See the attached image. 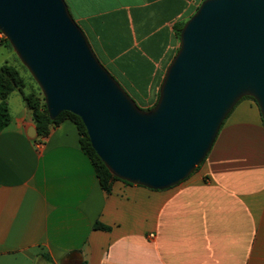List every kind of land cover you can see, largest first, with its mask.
Segmentation results:
<instances>
[{
    "label": "crops",
    "instance_id": "crops-1",
    "mask_svg": "<svg viewBox=\"0 0 264 264\" xmlns=\"http://www.w3.org/2000/svg\"><path fill=\"white\" fill-rule=\"evenodd\" d=\"M65 1L146 109L180 46L175 25L204 0ZM12 52L0 42V66H15ZM13 94L0 131V264H264V123L253 100L235 106L184 181L152 190L117 180L108 193L77 125L65 118L40 137Z\"/></svg>",
    "mask_w": 264,
    "mask_h": 264
},
{
    "label": "water",
    "instance_id": "water-1",
    "mask_svg": "<svg viewBox=\"0 0 264 264\" xmlns=\"http://www.w3.org/2000/svg\"><path fill=\"white\" fill-rule=\"evenodd\" d=\"M0 32L50 119L78 116L105 167L130 184L164 190L187 179L245 97L264 123V0H204L181 31L150 110L100 62L65 0H0Z\"/></svg>",
    "mask_w": 264,
    "mask_h": 264
},
{
    "label": "trees",
    "instance_id": "trees-1",
    "mask_svg": "<svg viewBox=\"0 0 264 264\" xmlns=\"http://www.w3.org/2000/svg\"><path fill=\"white\" fill-rule=\"evenodd\" d=\"M184 25H185V23H180V24L175 25V27H174L175 35L179 41H180L181 31H182ZM0 42L12 50V47H11L9 41L5 37L0 38ZM161 83H162V81H161ZM161 83H160V86H161ZM25 88H26V81H25L24 77L21 75V73L17 67H15L13 65H9V64H4V65L0 66V131H2L8 125V123L10 121V114H9V108H8V98L15 91H18L21 94L26 107L28 108V110L31 111L32 119L36 125L38 136H40V137L48 136L51 128L54 126H57L65 118L72 120L77 125L80 136H81L80 137V146H81L82 151L91 160V162L95 168L96 174L100 180V184L103 187V189L108 193L111 192L112 183L114 181H117L120 179L115 177L105 167L104 163L101 161V159L98 157L97 153L92 148L91 143H90V139L87 135V131H86L85 126L83 125L82 120L78 116H76L70 112H67V111L62 112L55 120H51L49 117L47 107L45 104V100H44V97L41 93L40 88H38V93H36V92L25 93L24 92ZM159 89H160V87H159ZM158 98H159V90L157 92L156 101L154 102V104L151 107H148L146 109L141 108L140 106L139 107L143 110H150L156 105ZM246 98H249L256 103V101L252 97H245L243 99H246ZM231 112L229 113V115L231 114ZM229 115L227 116V118L229 117ZM225 121H224V123H225ZM224 123H223V125H224ZM205 159H204V161H205ZM197 168H199V166ZM125 183H128V182H125ZM128 184H130V183H128ZM95 228L101 229V230H107V231L110 230L109 227L104 226L100 223H96ZM43 257L47 261L51 260L46 255H44Z\"/></svg>",
    "mask_w": 264,
    "mask_h": 264
},
{
    "label": "rangeland",
    "instance_id": "rangeland-1",
    "mask_svg": "<svg viewBox=\"0 0 264 264\" xmlns=\"http://www.w3.org/2000/svg\"><path fill=\"white\" fill-rule=\"evenodd\" d=\"M13 54V59L15 61L14 65L18 68V70L20 71L21 75L24 77L25 81H26V88L24 89L25 93H30V92H36L38 93V85L37 83L34 81V79L32 78V76L30 75V73L28 72V70L21 64V62L19 61V59L17 58V56L15 55L14 52H12ZM11 62V61H10ZM13 64V63H12ZM11 65V64H10ZM105 66V65H104ZM108 70V69H107ZM113 76V75H112ZM114 77V76H113ZM115 78V77H114ZM116 79V78H115ZM117 80V79H116ZM118 81V80H117ZM120 83V81H118ZM121 84V83H120ZM122 86V85H121ZM124 88V87H123ZM125 90V89H124ZM126 91V90H125ZM127 92V91H126ZM129 96L137 103L138 106H141L140 103L137 101V99L135 97H133L132 95H130V93H128ZM14 99H17V101H23V98L21 97V94L18 91H15L13 94ZM156 97L157 95L154 97V101H156ZM16 101V100H15Z\"/></svg>",
    "mask_w": 264,
    "mask_h": 264
},
{
    "label": "built area",
    "instance_id": "built-area-1",
    "mask_svg": "<svg viewBox=\"0 0 264 264\" xmlns=\"http://www.w3.org/2000/svg\"><path fill=\"white\" fill-rule=\"evenodd\" d=\"M2 37H4V36H3L2 33L0 32V38H2ZM151 237L153 238L154 235H151Z\"/></svg>",
    "mask_w": 264,
    "mask_h": 264
}]
</instances>
